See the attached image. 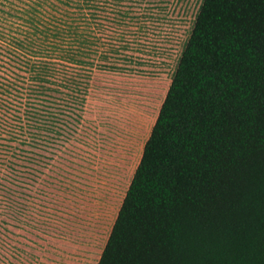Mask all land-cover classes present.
<instances>
[{"label":"rangeland","instance_id":"obj_1","mask_svg":"<svg viewBox=\"0 0 264 264\" xmlns=\"http://www.w3.org/2000/svg\"><path fill=\"white\" fill-rule=\"evenodd\" d=\"M203 0H0V264H97Z\"/></svg>","mask_w":264,"mask_h":264},{"label":"trees","instance_id":"obj_2","mask_svg":"<svg viewBox=\"0 0 264 264\" xmlns=\"http://www.w3.org/2000/svg\"><path fill=\"white\" fill-rule=\"evenodd\" d=\"M97 264H264V0H203Z\"/></svg>","mask_w":264,"mask_h":264}]
</instances>
